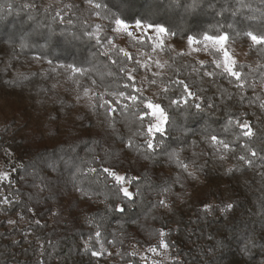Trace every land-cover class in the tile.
<instances>
[{"label": "trees", "instance_id": "obj_1", "mask_svg": "<svg viewBox=\"0 0 264 264\" xmlns=\"http://www.w3.org/2000/svg\"><path fill=\"white\" fill-rule=\"evenodd\" d=\"M116 19L163 25L177 40L227 31L229 41L250 48L252 59L237 61L247 84L241 89L209 59L165 44V71L147 72L141 83L137 60L152 52L155 41L118 36ZM248 31L264 34V0H0V174H8L0 177V264H161L138 249L164 250L162 240L169 243L164 264H264V45ZM121 37L124 46L115 44ZM182 84L193 95L186 96ZM147 87L169 115L168 134L154 153L137 134L136 108L122 110L133 101L110 95L123 90L146 98ZM85 88L93 98L112 100L116 112L93 111ZM170 100L180 103L169 107ZM236 119L248 122L253 135L229 123ZM209 132L230 143L225 159L205 139ZM129 137L134 147H128ZM192 141L198 143L193 147ZM173 149H182L190 168L193 159L206 164L198 180L169 161L165 153ZM240 156L252 159V166ZM53 160L57 171L48 167ZM101 165L139 177L129 189L140 193L116 201L128 204L123 214L106 210L112 178L87 171ZM205 200L236 206L228 214L205 215ZM97 251L103 254L93 255Z\"/></svg>", "mask_w": 264, "mask_h": 264}, {"label": "snow or ice", "instance_id": "obj_2", "mask_svg": "<svg viewBox=\"0 0 264 264\" xmlns=\"http://www.w3.org/2000/svg\"><path fill=\"white\" fill-rule=\"evenodd\" d=\"M94 2V0H87V3L89 5H92ZM65 7L67 8H71L73 7V5L69 4V5H65ZM96 8H99L100 5L96 4L95 5ZM99 14V13H97ZM57 16H59V13H57ZM61 20L63 19V17H60ZM55 19V17H54ZM115 24L118 26V28H123L125 30H127L128 25L125 23L124 20L122 19H116L115 20ZM136 27L138 28H143L145 27L144 25L141 24V22L139 20L136 21ZM231 27V26H229ZM97 31H99V29L101 28V25H96ZM147 29H155L156 33H157V37H153V39L158 38L161 34L165 33L167 31V29H165V27L163 25L160 24H148L146 26ZM130 34V33H129ZM93 33H89V36H93ZM173 35H175V33H173ZM245 35L251 37V40L257 44V45H264V34H254L251 31H248L245 33ZM98 39V37H96ZM137 39H139V37H137ZM147 39V38H146ZM228 40V33L227 31L223 32V34H215V35H209L207 32L202 33V39L200 41L196 40V37L194 36H188V42L191 45L192 43L196 42V43H200L203 45V48L201 50L203 51H208L209 49H212V55L215 58L213 61H211L212 63L215 64L217 69L221 70V74H228L231 77L235 78V81L237 83V87L243 89L245 84H247V75L246 73L242 72V66H240V68L237 67V61L233 58L232 55L229 54V50L228 48L225 46L226 41ZM25 45L22 43L21 47H24ZM151 47V45H150ZM107 55V53H105ZM125 55L127 56L128 53H125ZM49 63L51 64L52 62L49 61ZM115 63V61L113 62ZM201 63H204L203 61H201ZM147 66V65H145ZM162 66V65H161ZM61 67H65L67 68V70H69L70 72H74L80 75L85 74V69L76 67L75 65H62ZM20 75V74H18ZM155 75H160L159 73H156ZM207 75L209 76H215L216 73L215 72H209L207 73ZM135 77H133L134 79ZM23 79H27V77H23ZM12 83H17V80L14 79L13 81H11ZM93 83H95V81H93ZM151 84H155L156 81L155 80H151L150 81ZM131 86V85H129ZM249 87H253L254 85H248ZM182 87H184L185 89H188V86L186 84H182ZM141 91V89H137V93H139ZM169 90L167 87L162 89L163 93H167ZM90 92L91 89L85 88L84 89V96L88 97L89 99V104L90 107L93 109V111L96 110L97 107H103L105 109V114L107 115L108 113H115L117 110V107L113 106V101L112 100H104L103 96L104 94H101L98 97H91L90 96ZM110 95L118 97V98H124V99H130L133 101L132 105H128L125 104L124 105V109L122 110H126V109H130L135 107L136 108V113L135 116L137 118V121L139 123V128L137 130V134L138 135H142L145 137L144 140V144L146 145L147 149L152 150V152L154 153L155 150L159 147H161L164 144V135L168 134V129H167V125L169 122V115L168 112L165 110V108L157 102H154V100L151 97H141L139 95H133L131 93H125L123 90L120 91H114L112 92ZM186 96H191L193 95L192 91L190 89H188L185 93ZM78 99L80 98L79 96L77 97ZM180 101L179 100H170L169 101V107H171L172 105H179ZM184 103L185 105H187V100L184 99ZM146 105V106H145ZM262 108H264V102L261 103L260 105ZM194 107L197 110H203L201 109V105L199 103H196L194 105ZM149 110H151V112L149 113ZM149 115H151L152 119L149 120H145V117H148ZM230 124H235L237 126H239L241 129H244L243 131V135L244 136H250L253 135L252 130L250 125L248 124V122H241L239 119L236 120H230L229 121ZM205 139L208 141V143H210L213 148L221 153L220 155V159L223 160L225 159V155H223L225 152L230 151L231 150V145L228 141L221 139L219 136L217 135H213L210 132L206 135ZM198 142L197 141H192V146L194 147ZM128 147H134L133 144V139L131 137L128 138L127 141ZM182 149H173L170 152L165 153L169 159L170 162L175 161L179 167L182 169L183 173H186L188 177H190L193 180H198L199 177L196 175V173L198 171H203L204 168L206 167V164H197L196 160L193 159L191 161V168L190 165L188 163H184V161L181 159L180 153H181ZM198 155L197 153H193V156ZM251 155L252 157H255L257 155V153L255 151H251ZM147 158V157H146ZM239 159L241 161H244L249 167L252 166L253 164V160L252 159H248L245 156H240ZM48 167L51 168L53 171H57L58 170V165L56 163V161H49L48 162ZM88 172L90 173H97L98 175L103 174L105 176V178L107 177H111L112 178V185L113 187L111 189H109L108 192L104 193V198L105 201H111V203H106V210H115L116 208L119 209L120 213L123 214L127 211V207L128 204L126 203H116V201H123L125 198H132L134 195H137L140 193V189L139 187H137L136 189V193H134L133 191H130L129 189V185H131L132 183H134V181L138 180L139 177H131L128 178L126 173L125 174H121L118 170L115 169L114 166H108V167H104L103 165H101L100 170H98L97 168H93V167H89L87 169ZM235 169L233 168H228L226 169V173L232 174L234 173ZM8 174L7 173H3L0 174V177H6ZM262 179H264V173H261ZM180 175L177 176V181H180ZM74 184H75V178H74ZM162 191L164 193H168L171 191V186L168 187H164L162 188ZM80 192L81 195L83 196H89V191L85 190L84 188H80ZM110 193V194H109ZM101 193L98 191H92L91 195L95 196V195H100ZM134 201L129 200L128 203H132ZM159 205L161 207L164 208H168L170 207V205L168 204V202L166 200H159L158 201ZM203 203V211L205 213V215L212 213L214 211H220L224 214H228L231 210H233L235 208V203L234 202H223V206L221 207L220 205H214L212 203L205 201H202ZM261 207L264 208V202L261 203ZM10 223L12 221H9ZM97 236L100 235L99 232L96 233ZM161 236H164L165 234L163 232L160 233ZM161 243L163 244V248L166 250L169 247V243L166 241H161ZM150 252H155L157 251L156 247H150L149 248ZM102 252H95L93 253V255L96 256H100L102 255Z\"/></svg>", "mask_w": 264, "mask_h": 264}, {"label": "rangeland", "instance_id": "obj_3", "mask_svg": "<svg viewBox=\"0 0 264 264\" xmlns=\"http://www.w3.org/2000/svg\"><path fill=\"white\" fill-rule=\"evenodd\" d=\"M145 27L138 28L136 27V24L134 25H128L127 30L123 28L116 29V33L118 36H123L125 33L129 36H136V37H142V36H151V37H157V33L155 29H147L146 24H142ZM130 33V34H129ZM155 44L154 48L151 53L143 54L140 59L137 60L138 66L142 69V73L138 76V80L141 83H146L147 81V72L151 73H162L165 71V65L167 62V56L164 53L163 50V44L168 45L173 50L177 51H186L187 53H190L194 55L199 60L209 59L210 61H213L215 58L212 55V49H209L208 51L201 50L203 48V45L200 43H192L191 45L188 42V38L184 40H177L173 38L172 36L167 35L166 33L161 34L158 38L154 39ZM200 41V40H197ZM121 44L124 46L126 44L125 39L123 37L120 38L119 41H116L115 44ZM225 46L229 50V54L233 56V58L236 61H250L252 58L250 56V48H248L247 45H241L236 44L229 39L226 41ZM147 65V66H145ZM162 65V66H161ZM147 93L150 95V97L154 100V102H157L156 99V93L152 92L149 87L146 88ZM138 252L142 256H147L149 254L151 259H160L162 260L161 264H164L166 261H168V251L165 250H157L155 252H150L149 249H138Z\"/></svg>", "mask_w": 264, "mask_h": 264}]
</instances>
